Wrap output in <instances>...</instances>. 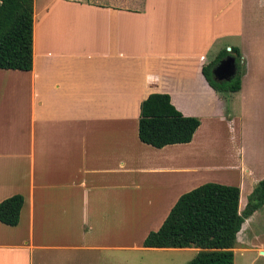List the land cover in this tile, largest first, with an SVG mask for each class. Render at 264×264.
Masks as SVG:
<instances>
[{
	"label": "crops",
	"instance_id": "crops-1",
	"mask_svg": "<svg viewBox=\"0 0 264 264\" xmlns=\"http://www.w3.org/2000/svg\"><path fill=\"white\" fill-rule=\"evenodd\" d=\"M33 9L32 70H0V202L24 198L18 225L0 223V264H130L137 252L188 250L142 243L205 183L237 186L244 210L264 152L244 147L247 110L228 108L202 69L237 48L234 94L264 92V0H34ZM154 93L200 120L190 143L139 140L140 105ZM221 124L239 139L231 164L206 158ZM256 219L264 206L237 235L242 251Z\"/></svg>",
	"mask_w": 264,
	"mask_h": 264
},
{
	"label": "trees",
	"instance_id": "trees-1",
	"mask_svg": "<svg viewBox=\"0 0 264 264\" xmlns=\"http://www.w3.org/2000/svg\"><path fill=\"white\" fill-rule=\"evenodd\" d=\"M34 0H0V70L31 71L33 68ZM231 58L235 72L229 80H218L212 71ZM242 55L237 48L223 49L206 64L202 74L209 87L221 96L241 90ZM200 126L195 117H185L167 94H150L140 105L139 140L156 149L188 144ZM240 189L205 183L180 196L161 227L150 232L142 246L147 249L198 250L188 264H234L237 235L246 219L264 206V179L239 211ZM24 198L11 196L0 202V223H19Z\"/></svg>",
	"mask_w": 264,
	"mask_h": 264
},
{
	"label": "rangeland",
	"instance_id": "rangeland-1",
	"mask_svg": "<svg viewBox=\"0 0 264 264\" xmlns=\"http://www.w3.org/2000/svg\"><path fill=\"white\" fill-rule=\"evenodd\" d=\"M262 89H264V86ZM226 98L228 108H230V106H236L241 110H247V113L245 111L244 122H247L245 136L248 139L246 140L244 147H247L249 152H251V146H257L264 152V92L252 93L248 91L244 96H242V92H240L238 94H233L231 98L227 95ZM226 114H228V112ZM212 130L213 135H217L208 139L207 147L209 148L205 150L206 158L213 157V160L214 158H217L218 165L235 162L239 153L238 150L240 145L237 134H230L225 124L214 126ZM202 153H204V151ZM207 160L209 161V158ZM211 163L216 164L214 161ZM210 176L225 178V181L227 180L226 182L230 184H235L237 178L236 174L224 172H212ZM206 177L207 176L205 175L204 178ZM247 225L246 228L250 225L255 231H257L258 228V230H260L259 233L261 234L255 235L252 230V235H243L249 241V247L242 251L244 247H241L240 242L235 245L234 264H264V257L258 256V250L256 249L260 244L264 245V219H261L260 221L258 219L251 220ZM197 252L198 250L195 248L166 253L155 251L137 252V254L132 255V261H130V264H188V262L196 256Z\"/></svg>",
	"mask_w": 264,
	"mask_h": 264
},
{
	"label": "water",
	"instance_id": "water-1",
	"mask_svg": "<svg viewBox=\"0 0 264 264\" xmlns=\"http://www.w3.org/2000/svg\"><path fill=\"white\" fill-rule=\"evenodd\" d=\"M235 66L234 61L231 58H227L220 62V64L213 69L212 73L218 80H229L234 75ZM264 256V252H261Z\"/></svg>",
	"mask_w": 264,
	"mask_h": 264
},
{
	"label": "built area",
	"instance_id": "built-area-1",
	"mask_svg": "<svg viewBox=\"0 0 264 264\" xmlns=\"http://www.w3.org/2000/svg\"><path fill=\"white\" fill-rule=\"evenodd\" d=\"M230 50V49H229Z\"/></svg>",
	"mask_w": 264,
	"mask_h": 264
}]
</instances>
